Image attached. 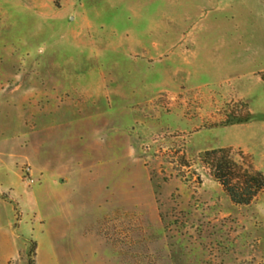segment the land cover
<instances>
[{
  "label": "rangeland",
  "instance_id": "1",
  "mask_svg": "<svg viewBox=\"0 0 264 264\" xmlns=\"http://www.w3.org/2000/svg\"><path fill=\"white\" fill-rule=\"evenodd\" d=\"M214 150L264 175V0H0V264H264Z\"/></svg>",
  "mask_w": 264,
  "mask_h": 264
},
{
  "label": "trees",
  "instance_id": "2",
  "mask_svg": "<svg viewBox=\"0 0 264 264\" xmlns=\"http://www.w3.org/2000/svg\"><path fill=\"white\" fill-rule=\"evenodd\" d=\"M203 157L234 203L249 205L264 191V175L254 169L244 170L227 157L226 151H208Z\"/></svg>",
  "mask_w": 264,
  "mask_h": 264
},
{
  "label": "crops",
  "instance_id": "3",
  "mask_svg": "<svg viewBox=\"0 0 264 264\" xmlns=\"http://www.w3.org/2000/svg\"><path fill=\"white\" fill-rule=\"evenodd\" d=\"M0 193H1V195H2V193H6V194H9L10 195V199H15L14 198V196L12 195V190L11 189H7V190H0ZM0 201H2L5 205L7 204L6 203V200H2V199H0ZM4 204H3V206H4ZM4 209H5V207H4ZM103 252L104 254H105V256L103 257L104 259H103V264H110V262H111V259H110V256H111V251H110V249L109 248H100V249H98V252ZM100 252V254H99V257H98V259L96 260V264H101V262H102V257H101V255H102V253ZM98 254V253H97ZM106 256H107V258H106Z\"/></svg>",
  "mask_w": 264,
  "mask_h": 264
},
{
  "label": "built area",
  "instance_id": "4",
  "mask_svg": "<svg viewBox=\"0 0 264 264\" xmlns=\"http://www.w3.org/2000/svg\"><path fill=\"white\" fill-rule=\"evenodd\" d=\"M33 183V181H29V184Z\"/></svg>",
  "mask_w": 264,
  "mask_h": 264
}]
</instances>
